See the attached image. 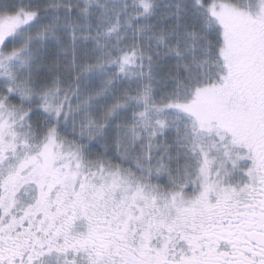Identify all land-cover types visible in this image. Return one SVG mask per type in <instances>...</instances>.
I'll return each instance as SVG.
<instances>
[{
    "label": "snow or ice",
    "instance_id": "6c2138e0",
    "mask_svg": "<svg viewBox=\"0 0 264 264\" xmlns=\"http://www.w3.org/2000/svg\"><path fill=\"white\" fill-rule=\"evenodd\" d=\"M0 264H264V0H0Z\"/></svg>",
    "mask_w": 264,
    "mask_h": 264
}]
</instances>
